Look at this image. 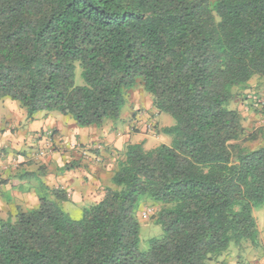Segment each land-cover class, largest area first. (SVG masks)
<instances>
[{"label": "trees", "instance_id": "16d2710c", "mask_svg": "<svg viewBox=\"0 0 264 264\" xmlns=\"http://www.w3.org/2000/svg\"><path fill=\"white\" fill-rule=\"evenodd\" d=\"M76 63L86 86L76 85ZM264 80V0H0V99L29 120L118 121L142 79L169 144H129L102 199L74 220L64 190L0 218V264H215L259 247L264 145L230 105ZM252 139H255L253 136ZM115 185V188L113 187ZM163 237L141 249L140 208Z\"/></svg>", "mask_w": 264, "mask_h": 264}, {"label": "crops", "instance_id": "0c3cea01", "mask_svg": "<svg viewBox=\"0 0 264 264\" xmlns=\"http://www.w3.org/2000/svg\"><path fill=\"white\" fill-rule=\"evenodd\" d=\"M137 93L132 97L133 117L123 129L114 125L80 128L72 117L57 112H42L29 120L17 102L1 99L0 217L5 219L3 215L10 212L15 217L18 209H37L43 187L64 190L68 198L64 207L78 203L87 209L112 185L115 155L122 157L129 144H144V148L166 144L146 128L169 125L161 120L152 99ZM149 115L155 117L150 121ZM249 261L264 264V255Z\"/></svg>", "mask_w": 264, "mask_h": 264}, {"label": "rangeland", "instance_id": "374dc122", "mask_svg": "<svg viewBox=\"0 0 264 264\" xmlns=\"http://www.w3.org/2000/svg\"><path fill=\"white\" fill-rule=\"evenodd\" d=\"M76 85L79 87L86 86L83 77V69L81 68L79 63H76ZM135 92H138L137 97H141V94H143L144 92L147 96H149L152 99V97L144 91L142 87V79H138L137 86L135 87V89L129 91L126 94L125 106L122 108L120 119L118 121L109 119L105 122L104 124L105 126L114 125L122 129L124 128L123 126L127 124L128 120L131 117H133L134 110L133 107L131 106V103H132V97L136 95ZM230 108L238 110L245 119L244 126L246 128V133H245V137L239 142V144L242 147H246L248 149H256L264 145V80L259 78L253 79L249 85V88L243 91L235 100L232 101ZM53 112H57V111H53ZM127 114H129L128 117ZM160 115L162 116L161 120H163L165 124H168L169 127L170 126L173 127L176 125V121L174 117H172L171 115L164 113ZM152 116L153 115H149L150 121L155 117ZM159 119L160 117L157 116V120ZM95 128H99V127H95ZM164 129L165 128L163 127L156 128L155 125H152L151 127L146 128V132L151 131L155 136L157 137L160 136L161 138H164V140H162V142L164 141L163 143L169 144L171 141V137L164 134L163 132ZM253 136L255 137V139H252ZM158 145L159 143H157V147H159ZM145 148L146 150L156 149L153 148L152 146H149L148 144L145 146ZM117 156L119 158H117ZM115 157L116 159L114 166L115 169H118L119 162L124 156L121 157V154L120 155L118 154L115 155ZM113 187L115 188V185H113ZM69 206H68L69 208L64 206L62 207L70 215L71 218H73L74 220H80L83 217L85 208L83 209V207H81V205H79L78 203L77 205H73L69 203ZM149 210L151 211V215L145 217L143 215L144 212H147ZM159 210H160V205L153 203H146L140 208L138 212V219L141 224L142 250H146L148 248L149 241L151 239L163 237V229L156 223V215L158 214ZM11 217H14L13 213L11 212L8 216L3 215V218H5L4 220H8ZM255 217L258 225V231H259L258 241L260 246L256 248L253 246L251 247V245L247 246V249L245 250V252L241 254V257L239 255V252L235 250L232 256L229 257V259L226 261L227 264H256L253 263L252 261H249V258H253V257L256 258L260 255H264V205L255 210Z\"/></svg>", "mask_w": 264, "mask_h": 264}, {"label": "built area", "instance_id": "2783aa9c", "mask_svg": "<svg viewBox=\"0 0 264 264\" xmlns=\"http://www.w3.org/2000/svg\"><path fill=\"white\" fill-rule=\"evenodd\" d=\"M145 217H147L148 215H151V211L149 210V211H147V212H144V214H143Z\"/></svg>", "mask_w": 264, "mask_h": 264}]
</instances>
